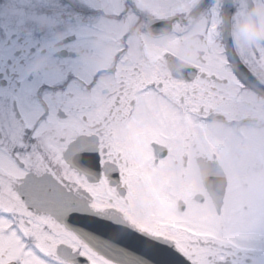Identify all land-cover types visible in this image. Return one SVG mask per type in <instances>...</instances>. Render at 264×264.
I'll return each mask as SVG.
<instances>
[{
    "label": "snow or ice",
    "instance_id": "obj_1",
    "mask_svg": "<svg viewBox=\"0 0 264 264\" xmlns=\"http://www.w3.org/2000/svg\"><path fill=\"white\" fill-rule=\"evenodd\" d=\"M261 2L0 0V264H264Z\"/></svg>",
    "mask_w": 264,
    "mask_h": 264
},
{
    "label": "clouds",
    "instance_id": "obj_2",
    "mask_svg": "<svg viewBox=\"0 0 264 264\" xmlns=\"http://www.w3.org/2000/svg\"><path fill=\"white\" fill-rule=\"evenodd\" d=\"M244 33H248L253 39L264 38V2L259 3L253 9V13L247 19L241 21V38H243ZM218 42L222 43V41ZM185 54L190 57H195L199 54V50L189 45L185 48Z\"/></svg>",
    "mask_w": 264,
    "mask_h": 264
}]
</instances>
